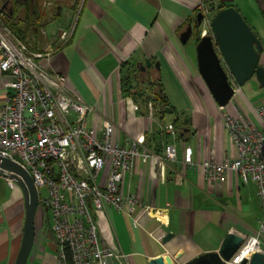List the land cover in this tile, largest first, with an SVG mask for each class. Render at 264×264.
Wrapping results in <instances>:
<instances>
[{
  "label": "crops",
  "instance_id": "obj_1",
  "mask_svg": "<svg viewBox=\"0 0 264 264\" xmlns=\"http://www.w3.org/2000/svg\"><path fill=\"white\" fill-rule=\"evenodd\" d=\"M203 1L31 0L32 7L41 8L47 16L34 28L36 36L41 29L44 42L32 51L51 45L52 55L40 62L63 76L70 91L91 108L87 123L99 130L108 117L116 125L115 137L122 143L143 135L144 145L156 153H162L168 145L176 148V160L167 163L163 181L154 162L141 158L123 178V192L135 193L150 207L138 226L113 208L95 213L99 237L126 254L127 264H149L158 256L165 264L169 260L185 264L202 253L218 251L230 231L244 237L255 235L262 218L255 183H242L235 171H226L217 181H211L200 166L210 157L220 162L236 155L223 123L224 112L237 115L238 107L256 121L251 107L264 104V87L258 90L251 82L245 89V84L241 86L223 109L212 97L197 66L196 45L203 27H196V15ZM207 1L214 5V12L220 6H234L240 11L263 45L259 62L264 66V0ZM188 24L192 25V34L182 43L180 34ZM63 32L69 33L65 39L61 38ZM145 59L152 62L146 74L160 82L170 113L160 114L154 108L153 117H148V103L152 102L136 101L122 90L125 67L144 63ZM155 62L159 68L153 65ZM7 80L9 75L0 72V106ZM175 119L187 124L184 133L172 135L166 131ZM187 146L192 150L193 165L183 160ZM24 218L21 188L16 182L11 188L0 173V264H14ZM34 224L35 237L26 264H59L49 218L39 207ZM168 233L171 236L164 241ZM259 247L264 252V236L259 238Z\"/></svg>",
  "mask_w": 264,
  "mask_h": 264
},
{
  "label": "built area",
  "instance_id": "obj_2",
  "mask_svg": "<svg viewBox=\"0 0 264 264\" xmlns=\"http://www.w3.org/2000/svg\"><path fill=\"white\" fill-rule=\"evenodd\" d=\"M198 12L203 14L202 36L210 32L214 5L204 0ZM2 16L0 11V72L8 74L9 80L0 106V155L18 163L31 176L38 192V207L50 221L59 264H127L126 254L99 237L95 213L113 208L138 226L150 207L135 193L123 192V178L141 158L154 162L163 181L167 163L176 160L175 146L168 145L162 153H156L144 145L143 135L122 143L115 137L116 125L108 117L99 130L89 125L86 116L91 108L70 91L63 76L40 62L52 55L51 45L30 51L3 25ZM68 35L63 32L61 38ZM227 74L234 97L240 87L231 73ZM251 109L256 121L238 107L237 115L222 114L235 157L220 162L210 157L200 164L208 180L217 181L226 171H235L242 183L257 185L263 211L259 227L255 235L245 237L227 264H243V259L260 251L259 238L264 236V104L252 105ZM154 112L149 102L148 117ZM166 131L176 134L172 123ZM183 160L193 165L188 146L183 149ZM2 173L13 188L15 181L8 172Z\"/></svg>",
  "mask_w": 264,
  "mask_h": 264
},
{
  "label": "water",
  "instance_id": "obj_3",
  "mask_svg": "<svg viewBox=\"0 0 264 264\" xmlns=\"http://www.w3.org/2000/svg\"><path fill=\"white\" fill-rule=\"evenodd\" d=\"M8 0L0 3V11H5ZM203 14L196 15V27L199 29ZM210 32L197 40L196 55L198 71L206 83L218 106H225L234 95V89L228 80L227 72L234 77L239 87L251 78H255L260 87H264V66L260 64L263 45L257 35L234 6L219 8L210 19ZM192 34V25L188 24L180 34V41L185 43ZM152 62L145 59L137 66L140 71L150 67ZM159 68L158 62L153 63ZM171 112L170 107L165 108ZM8 172L21 188L24 195L25 218L23 235L14 264H26L35 237V215L38 209V192L29 173L18 163L0 155V173ZM170 233L164 236L166 241ZM245 237L230 231L224 237L218 251L202 253L185 264H227ZM243 264H264V252L256 251L251 257L243 259ZM149 264H165L163 257L158 256ZM169 264H173L169 260Z\"/></svg>",
  "mask_w": 264,
  "mask_h": 264
},
{
  "label": "trees",
  "instance_id": "obj_4",
  "mask_svg": "<svg viewBox=\"0 0 264 264\" xmlns=\"http://www.w3.org/2000/svg\"><path fill=\"white\" fill-rule=\"evenodd\" d=\"M5 0H0V3ZM223 6H220L222 8ZM2 23L8 28L11 33L19 40L26 41L34 31V28L38 27L40 23L44 22L47 18L45 12L41 8H33L31 0H8L7 8L2 12ZM147 70L140 71L137 65H130L125 67V72L122 74V90L124 93L131 95L137 101L138 97L145 103L148 101L152 102L153 108H156L160 114L165 113V108L169 107L168 101L158 79L151 80L150 76L146 74ZM138 75L145 81H148L151 95L144 96L142 92L143 82H138L139 90L138 93L132 88V82L134 81L133 76ZM172 112V109H171ZM172 125L177 134L184 133V129L187 124L179 123L176 119Z\"/></svg>",
  "mask_w": 264,
  "mask_h": 264
},
{
  "label": "rangeland",
  "instance_id": "obj_5",
  "mask_svg": "<svg viewBox=\"0 0 264 264\" xmlns=\"http://www.w3.org/2000/svg\"><path fill=\"white\" fill-rule=\"evenodd\" d=\"M40 30L41 29L39 28L38 29V32L39 33H40ZM30 33L31 34L29 35L28 39L25 42L24 41H22V42L26 45L27 49H29L30 51H32V50L40 47L43 44L44 41L40 38L41 35L39 33L37 34V36L34 35V31H32ZM133 78H134V81L132 82V88L134 89L135 93L136 92L138 93V90H139L138 82H143L144 81L143 84L145 85V87L142 88V91L141 90H139V91L142 92L145 97H147L146 95H151V93L150 94H147L148 92H150V89H149L148 81L147 80L145 81V79H146L145 76H143V78H142V77H140L138 75H134ZM249 82H251L252 84L256 85V88L258 90L260 89V86L258 85L257 81L254 80V79H252V78L245 83V85L243 86L244 89H245L246 84L249 83ZM263 91H264V88H263ZM139 97H138V100H141V99H139ZM41 191L43 193L45 191V189L42 188ZM44 216L47 217L46 214H44Z\"/></svg>",
  "mask_w": 264,
  "mask_h": 264
},
{
  "label": "snow or ice",
  "instance_id": "obj_6",
  "mask_svg": "<svg viewBox=\"0 0 264 264\" xmlns=\"http://www.w3.org/2000/svg\"><path fill=\"white\" fill-rule=\"evenodd\" d=\"M244 255H247V252H245Z\"/></svg>",
  "mask_w": 264,
  "mask_h": 264
}]
</instances>
